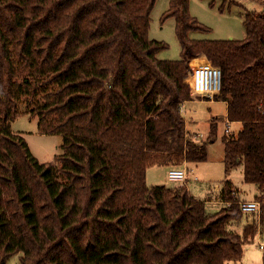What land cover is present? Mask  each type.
Returning a JSON list of instances; mask_svg holds the SVG:
<instances>
[{
    "label": "trees",
    "instance_id": "trees-1",
    "mask_svg": "<svg viewBox=\"0 0 264 264\" xmlns=\"http://www.w3.org/2000/svg\"><path fill=\"white\" fill-rule=\"evenodd\" d=\"M155 3L0 0V264L19 253L21 264H227L254 239L255 222L229 230L245 214L230 181L229 205L209 212L185 185H149L147 171L207 160L212 136L193 140L181 115L200 100L190 65L206 58L221 71L214 101L242 126L221 138L225 174L242 165L263 209L264 8L245 15L241 41L195 40L209 29L189 0H169L160 22L174 18L180 58L166 61L168 45L148 37ZM39 94L38 132L63 140L44 163L11 131L18 101Z\"/></svg>",
    "mask_w": 264,
    "mask_h": 264
},
{
    "label": "rangeland",
    "instance_id": "rangeland-1",
    "mask_svg": "<svg viewBox=\"0 0 264 264\" xmlns=\"http://www.w3.org/2000/svg\"><path fill=\"white\" fill-rule=\"evenodd\" d=\"M168 4L169 0H156L150 15L151 21L148 37L150 40L161 41L168 45L167 49L157 54L159 60L176 61L180 58V45L175 36V20L174 18H168L164 23L161 24L160 22V17L168 9ZM263 8L264 0H189L191 16L209 29L207 32L190 33V37L195 40L224 41L231 39L241 41L245 38L243 26L245 15L247 13H260ZM205 62L208 61L206 58H203L199 64ZM208 64L210 63L208 62ZM193 68L190 65L191 72L186 78V82L189 85L190 82L187 80L189 77L195 75L199 77L198 66L194 68L195 70ZM197 97L202 100L189 103L184 116L188 120L193 118V122L189 123L192 132L198 133V135L201 134L202 137L205 136L202 139L200 138L198 143L202 142L203 139V142H206L211 136L213 142L208 145V156L205 162L188 165L187 168L194 172L198 181L189 180L187 190L195 199L208 201L210 198H215L217 193L215 185L217 184L221 187L225 180L224 163L222 161L224 145L221 142V138L225 134L224 120H226V106L221 101L209 102V100H204L206 98ZM42 103V94L33 99L27 97L21 98L17 103L18 114L15 120L11 122V131L24 138L31 154L40 163L52 161L54 155L61 152L60 146L63 141L62 135L59 133L41 134L38 132V119L31 115V110ZM213 119L217 121L215 135H211L210 133ZM178 166L184 167V163L168 168ZM152 170L148 178L150 185L161 183L160 185H166V187L170 188L180 186V183L174 184L167 181V171L163 167H153ZM231 177H233L236 185L239 187L241 197L247 198L248 195L249 197L252 196V192L248 190L249 185H245L243 181V167L233 170ZM208 209L214 212L216 209L218 210V207L216 205H208ZM243 221L229 226V230L241 234L243 231ZM243 250L244 254L241 258L232 260L227 264H262V250L258 248L256 240L244 245ZM21 256L22 254L19 253L11 257L8 264H21Z\"/></svg>",
    "mask_w": 264,
    "mask_h": 264
},
{
    "label": "crops",
    "instance_id": "crops-1",
    "mask_svg": "<svg viewBox=\"0 0 264 264\" xmlns=\"http://www.w3.org/2000/svg\"><path fill=\"white\" fill-rule=\"evenodd\" d=\"M197 59V58H196ZM193 60V59H192ZM185 81H186V79H185ZM194 95L195 96H200L199 94H195L194 93ZM200 100H202V99H200ZM193 101H198V100H192V101H187V102H185L184 104H182V106H181V115H182V117L184 118V120H185V124H186V133H187V135L188 136H190V137H193L194 135H197L198 133H195V132H192V130H191V127L189 126V123L190 122H193V118H191V119H186V117L184 116V113L186 112V110H187V105L189 104V103H191V102H193ZM214 100H209V102H213ZM215 102H217V101H215ZM225 104V106H226V103H224ZM226 112H227V106H226ZM225 117H226V113H225ZM226 120H224V122H225ZM241 124L240 123H232V122H229V124H225V128H227L228 129V132H232V133H234V134H236V133H238L239 131H240V129H241ZM224 133H225V130H224ZM203 137H205V136H203ZM202 137V138H203ZM201 138V139H202ZM198 140H200V138L198 139ZM204 140V139H203ZM203 140H202V142H203ZM209 145V144H208ZM207 151H208V146H207ZM223 157H224V153H223ZM222 161H223V159H222ZM188 165L189 164H187V163H184V167H179V168H181V169H185L186 170V180H185V182H183L182 184H179V185H185L186 187H187V183H188V181L189 180H191V181H198V178L195 176V174H194V172L192 171V170H189L187 167H188ZM238 167H242V165H239V166H237V167H235V168H233V169H231L230 171H229V173L228 174H225V171H224V175H225V180H228V181H230L231 183H232V194H233V196L235 197V199L238 201V202H249V201H253V200H258V198L259 197H261V192H260V190L258 189V187L256 186V185H253V184H248V183H246V182H244L245 183V185L247 184V185H249L248 186V190H249V192H252V196H250L249 197V195L247 196V198H244V197H241V195H240V189H239V187L236 185V183H235V181H234V179H233V177H231V175H232V172H233V170H235L236 168H238ZM166 171H168L170 168H168V167H163ZM172 168V167H171ZM153 169V167L152 168H150V169H148V171H147V181H148V178H149V175H150V172L151 171H153L152 170ZM224 180V181H225ZM243 181H244V179H243ZM149 184V183H148ZM155 184H161V183H155ZM150 185V184H149ZM223 188V186H219V185H215V190L217 191V193H216V195H215V198L214 199H212V198H210V199H208V201H205V204H206V209L209 211V212H213V211H210L209 209H208V205H216L217 207H218V209L220 208V207H222V206H228L229 205V202H222V201H220V199H219V194H220V191H221V189ZM251 194V193H250ZM217 210V209H216ZM215 210V211H216ZM244 220V221H243ZM242 221H243V228H244V226L245 225H247L248 223H251V222H255L256 223V234H255V237H254V239L252 240V241H254V240H256V244H257V241H258V239H260V238H263L264 237V207H263V209H261L260 210V213H258V214H253V213H245L244 214V218L242 219ZM243 230V229H242ZM251 241V242H252ZM243 254H244V250H243Z\"/></svg>",
    "mask_w": 264,
    "mask_h": 264
},
{
    "label": "built area",
    "instance_id": "built-area-1",
    "mask_svg": "<svg viewBox=\"0 0 264 264\" xmlns=\"http://www.w3.org/2000/svg\"><path fill=\"white\" fill-rule=\"evenodd\" d=\"M199 77L197 79V85L193 86L190 83L191 97L198 98L195 94H199L201 97L207 100H214V96L218 95L221 90V71L218 67L208 64V62L201 63L198 65ZM225 124H229L226 120ZM225 132L228 129L225 128ZM193 140L198 141L202 138V135H194ZM186 180V170L179 167H172L167 171V181L170 183H180L182 184ZM240 209L243 213H260V204L257 200L249 202H238ZM257 246L260 250H264V237L258 239Z\"/></svg>",
    "mask_w": 264,
    "mask_h": 264
}]
</instances>
